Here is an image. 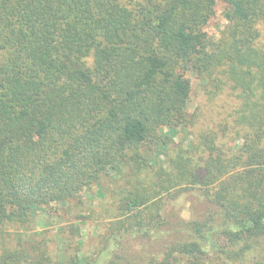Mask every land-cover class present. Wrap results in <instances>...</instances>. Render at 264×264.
Here are the masks:
<instances>
[{
    "label": "trees",
    "instance_id": "trees-1",
    "mask_svg": "<svg viewBox=\"0 0 264 264\" xmlns=\"http://www.w3.org/2000/svg\"><path fill=\"white\" fill-rule=\"evenodd\" d=\"M263 21L264 0H0V264H66L21 230L120 165L137 182L110 233L194 188L234 223L213 257L189 240L140 264H264ZM190 71L207 100L192 113Z\"/></svg>",
    "mask_w": 264,
    "mask_h": 264
},
{
    "label": "rangeland",
    "instance_id": "rangeland-1",
    "mask_svg": "<svg viewBox=\"0 0 264 264\" xmlns=\"http://www.w3.org/2000/svg\"><path fill=\"white\" fill-rule=\"evenodd\" d=\"M223 8V3L217 4L216 14L206 26L208 33L215 39L221 36L228 23L223 16ZM259 28L262 33L260 42L264 44V21ZM188 76L192 83L189 107L192 113L207 100L199 78L192 71L188 72ZM174 139L177 143L185 140L188 142L191 135L181 132ZM160 156L164 160V156ZM139 180L147 183L150 179L144 175ZM136 182L128 166L120 165L111 175H104L100 183L86 188L81 200L54 204V209L49 208L48 211L38 209L29 226L21 230L23 243L45 239L52 253L66 264L75 255L76 247L79 249V264H109L113 258H117L119 264H140L152 257L161 259L169 246L189 240H199L208 256H215L220 246L217 237L220 228L233 227L234 223L226 219L219 208L196 188L184 191L176 198L171 197L170 193H164L161 215L156 219L159 223H144L110 233V228L117 220L115 214L121 198L127 190L134 189L131 186ZM55 206L58 207L57 211ZM195 221L206 224L203 237L195 230ZM70 225L80 226L78 236H68ZM62 227L67 229L66 233H61ZM70 244L72 247H68ZM262 256L264 261V254Z\"/></svg>",
    "mask_w": 264,
    "mask_h": 264
}]
</instances>
